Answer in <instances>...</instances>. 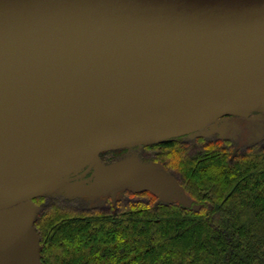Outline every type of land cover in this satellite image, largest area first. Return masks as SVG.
<instances>
[{"label":"water","instance_id":"obj_1","mask_svg":"<svg viewBox=\"0 0 264 264\" xmlns=\"http://www.w3.org/2000/svg\"><path fill=\"white\" fill-rule=\"evenodd\" d=\"M262 110L264 0H0V264L32 239L7 206L91 170L153 190L98 151Z\"/></svg>","mask_w":264,"mask_h":264},{"label":"trees","instance_id":"obj_2","mask_svg":"<svg viewBox=\"0 0 264 264\" xmlns=\"http://www.w3.org/2000/svg\"><path fill=\"white\" fill-rule=\"evenodd\" d=\"M184 136L146 148L186 203L144 190L110 209L49 203L32 219L39 264H264V139L198 136L190 151Z\"/></svg>","mask_w":264,"mask_h":264},{"label":"rangeland","instance_id":"obj_3","mask_svg":"<svg viewBox=\"0 0 264 264\" xmlns=\"http://www.w3.org/2000/svg\"><path fill=\"white\" fill-rule=\"evenodd\" d=\"M225 114H231L232 116L236 117H231L233 119L222 121L216 126L213 124V121H211L212 123L210 126H208L211 128L210 131H207L204 129V127H202L193 131L188 130V132H185L186 136H184V140L190 143V151L199 147L197 138L198 136L200 139L203 138L202 140L211 136L226 137V134L235 138H245L249 140L264 139V110L255 114H250L248 112H234ZM222 115H218L216 118ZM220 120L222 119H219V121ZM215 127H217V129H215ZM216 131H218V133H214ZM158 140L116 146L113 148L100 150L96 154L101 159L103 165L111 163H124L126 167L136 170L137 173L140 174L141 178L147 183H150L153 188V190L150 188L142 190L149 191L153 194L157 193L162 195L166 198V200H179L186 203L185 195L179 189L180 186L177 184L176 179L154 160L153 153H156L157 148H146V144ZM158 149L160 150V147H158ZM87 165L88 162L66 174L65 176L69 177L77 175L84 171V168H86ZM126 190H129L131 193L132 191H142L140 188L130 185L112 186L107 180L104 179L103 176H99L97 173L91 170L80 179L62 183L52 191L45 193L39 192L27 197L20 203L7 206V208L19 205H22L23 207L26 206L25 208L28 209L30 215L29 220H31L32 239L30 240L31 242L29 244V252L28 254H18V258L22 259L24 264H39L37 257V242L35 233L33 232L34 226L32 219L39 215L41 210H43L46 205H49V203L56 202L65 208L69 207L71 211H73L74 208L82 209L93 207H98L100 209H110L114 202L118 203V200L120 205H124L123 203L129 199L126 197L127 195H125L124 191ZM39 197H43V201L35 202L34 200ZM135 200L136 198H133L132 201ZM16 246L17 244H14V247ZM16 251H18L17 248Z\"/></svg>","mask_w":264,"mask_h":264}]
</instances>
